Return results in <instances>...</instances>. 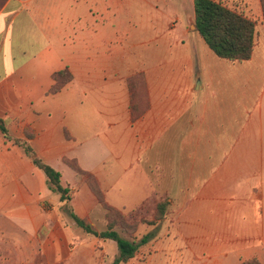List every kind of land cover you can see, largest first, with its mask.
Segmentation results:
<instances>
[{"label": "crops", "instance_id": "crops-1", "mask_svg": "<svg viewBox=\"0 0 264 264\" xmlns=\"http://www.w3.org/2000/svg\"><path fill=\"white\" fill-rule=\"evenodd\" d=\"M248 6L261 21L252 57L240 62L216 56L196 31L194 0H0V118L10 137L0 131V264H94L98 239L74 232L65 212L70 201L48 188L25 152L27 141L61 173L63 187L77 190L72 211L88 221L104 213L64 158L93 174L121 210L148 199L155 143L166 149L253 134L264 158L263 11L260 0ZM65 69L71 81L52 93L54 75ZM141 70L147 100L135 118L127 83ZM258 173L260 213L247 226L258 222L252 236L261 238L262 258L264 166ZM223 213L221 244L197 240L192 250L186 240L185 251L222 257L216 264L248 253L233 237V201Z\"/></svg>", "mask_w": 264, "mask_h": 264}, {"label": "rangeland", "instance_id": "rangeland-1", "mask_svg": "<svg viewBox=\"0 0 264 264\" xmlns=\"http://www.w3.org/2000/svg\"><path fill=\"white\" fill-rule=\"evenodd\" d=\"M221 1L256 20L258 24L261 21L260 17H251L252 10L248 6L250 0ZM262 23L264 24V15ZM193 28L192 25L191 30ZM140 74L146 76L142 70L133 76ZM188 132V139L195 137L190 134L192 128ZM257 139L258 136L253 134L247 141L224 142L219 139L197 142L189 139L176 143L177 146L171 143L166 149L162 142L155 143L152 150L155 161L148 173L153 183L152 191L144 203L131 210L111 206L106 198V190L93 174L89 173L94 180L92 184L97 189H92L86 176L80 175L96 199L98 210L104 213L103 219L85 221L95 230L104 231L107 230L111 217L112 221H117L116 230L126 238L141 239L147 232L155 230L156 238L141 247L137 255L124 264H216L221 263L223 258L212 259L213 255L208 253H189L185 251V241L192 244V250L197 240L208 247L221 244L224 239L222 236L227 232L222 221L226 217L223 209L229 199L233 201L235 208V217L231 221L234 240L244 245L246 243L250 248L246 254H236L232 264H262L264 256L261 258L258 253L261 238L252 236V233L258 235V222L251 227L247 226L260 213L258 168L264 166V158L261 151L263 143ZM249 166L251 170L246 172L245 168ZM76 192L77 190H71V200ZM161 205H165L164 216L159 219L158 210ZM72 210L70 201L65 212L70 216ZM74 232H79L84 238L98 239L94 264H112L117 254L114 241L106 245L108 241L87 235L76 225ZM249 242L254 246H249Z\"/></svg>", "mask_w": 264, "mask_h": 264}, {"label": "trees", "instance_id": "trees-1", "mask_svg": "<svg viewBox=\"0 0 264 264\" xmlns=\"http://www.w3.org/2000/svg\"><path fill=\"white\" fill-rule=\"evenodd\" d=\"M264 15V0H260ZM195 26L196 31L204 39L208 47L221 59L228 61H247L252 57L258 22L241 12L225 5L221 0H194ZM69 77V79H68ZM72 79L68 69L62 70L54 75L56 85L52 93L60 91ZM146 80L143 74L133 76L129 80V88L132 93V111L135 118L139 117L145 108L147 91ZM0 131L7 139H10L5 121L0 118ZM31 139V137L29 138ZM26 154L32 158L35 165L42 169L47 176L48 188L60 195L61 201H71V190L61 184V173L52 166L40 159L29 142L24 143ZM79 175L86 176L87 182L92 189H97L92 184L94 180L89 173L82 170L76 160L63 159ZM101 199V194L99 195ZM164 207L161 205L158 210V218L164 216ZM71 217L76 225L87 235L94 236L104 241H114L117 245V254L112 264H124L133 259L141 247L148 244L156 237V233L145 234L141 239L126 238L117 230V221L110 217L107 230L97 231L84 219L78 217L71 211ZM245 264H249L246 262Z\"/></svg>", "mask_w": 264, "mask_h": 264}, {"label": "water", "instance_id": "water-1", "mask_svg": "<svg viewBox=\"0 0 264 264\" xmlns=\"http://www.w3.org/2000/svg\"><path fill=\"white\" fill-rule=\"evenodd\" d=\"M195 28H196V26H195Z\"/></svg>", "mask_w": 264, "mask_h": 264}]
</instances>
